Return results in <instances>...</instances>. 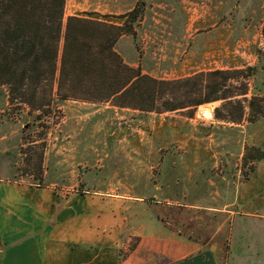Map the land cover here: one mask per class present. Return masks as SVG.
I'll list each match as a JSON object with an SVG mask.
<instances>
[{"label": "rangeland", "instance_id": "rangeland-1", "mask_svg": "<svg viewBox=\"0 0 264 264\" xmlns=\"http://www.w3.org/2000/svg\"><path fill=\"white\" fill-rule=\"evenodd\" d=\"M141 3L134 36L115 46L123 60L160 80L190 79L189 88L201 72L236 70L235 91L246 88L236 96L241 121L214 117L222 100L201 104H214L211 116H202L201 105L155 112L55 99L37 117L26 104L10 102L8 86L0 85V164L17 176L39 177L43 166L49 179L61 172L58 188L141 199L144 215L194 242L178 243L175 256L203 243L224 264H264V220L234 214L237 185L257 163L244 160L254 146L250 134L264 129V117L250 122L257 109L264 114V0H65L64 21L85 12L115 21ZM253 97L255 110L248 105ZM215 229L225 236H214Z\"/></svg>", "mask_w": 264, "mask_h": 264}, {"label": "trees", "instance_id": "trees-1", "mask_svg": "<svg viewBox=\"0 0 264 264\" xmlns=\"http://www.w3.org/2000/svg\"><path fill=\"white\" fill-rule=\"evenodd\" d=\"M64 5L65 0H0V85L8 86L10 102L26 104L30 112L37 111L36 116L42 117L55 99L111 102L155 112L193 111L203 103L222 100L214 117L241 121L244 107L236 96L246 94V88L235 91L231 80L236 70L201 72L189 88L190 79L160 80L123 60L115 46L122 36H134V23L144 4L118 15L115 21L92 12L77 13L64 21ZM195 93L198 99L185 101ZM248 105L252 110L258 108L255 97ZM257 112L251 123L264 117L261 110ZM247 149L246 162L264 157L257 146ZM255 168L250 167L252 173Z\"/></svg>", "mask_w": 264, "mask_h": 264}, {"label": "crops", "instance_id": "crops-1", "mask_svg": "<svg viewBox=\"0 0 264 264\" xmlns=\"http://www.w3.org/2000/svg\"><path fill=\"white\" fill-rule=\"evenodd\" d=\"M250 138L264 152V129L254 128ZM42 168L35 178L13 175L12 166L0 164V264H224L219 251L203 243L175 256L178 243L194 242L144 215L141 199L58 188L61 172L49 179ZM237 187L234 214L264 220V157ZM221 230L212 234L225 236Z\"/></svg>", "mask_w": 264, "mask_h": 264}, {"label": "bare ground", "instance_id": "bare-ground-1", "mask_svg": "<svg viewBox=\"0 0 264 264\" xmlns=\"http://www.w3.org/2000/svg\"><path fill=\"white\" fill-rule=\"evenodd\" d=\"M213 106H214L213 103L212 104H206V105L199 106V109H198L199 115H202V116H211L212 111H213V109H212Z\"/></svg>", "mask_w": 264, "mask_h": 264}]
</instances>
